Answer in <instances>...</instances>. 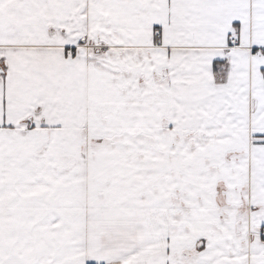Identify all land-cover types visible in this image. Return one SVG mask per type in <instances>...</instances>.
Segmentation results:
<instances>
[{
    "label": "snow or ice",
    "instance_id": "snow-or-ice-1",
    "mask_svg": "<svg viewBox=\"0 0 264 264\" xmlns=\"http://www.w3.org/2000/svg\"><path fill=\"white\" fill-rule=\"evenodd\" d=\"M0 264H264V0H0Z\"/></svg>",
    "mask_w": 264,
    "mask_h": 264
}]
</instances>
